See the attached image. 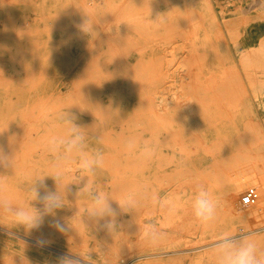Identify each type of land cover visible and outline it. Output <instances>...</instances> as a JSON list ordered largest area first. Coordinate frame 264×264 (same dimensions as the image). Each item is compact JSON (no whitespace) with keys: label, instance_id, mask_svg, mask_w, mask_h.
Instances as JSON below:
<instances>
[{"label":"rangeland","instance_id":"1","mask_svg":"<svg viewBox=\"0 0 264 264\" xmlns=\"http://www.w3.org/2000/svg\"><path fill=\"white\" fill-rule=\"evenodd\" d=\"M66 112L104 156L94 186L121 201L147 185L172 211L112 201L120 231L86 227L82 180L56 213L67 233L52 217L31 231L0 222V264L71 252L94 264H214L224 233L251 234L264 251V0H0V148L13 155L0 182L14 203L50 174L47 139L63 134ZM128 137L154 148L150 164L125 150ZM76 167L61 185L79 181ZM200 185L220 199L215 223L193 215ZM147 221L168 234L161 246L143 242Z\"/></svg>","mask_w":264,"mask_h":264},{"label":"clouds","instance_id":"2","mask_svg":"<svg viewBox=\"0 0 264 264\" xmlns=\"http://www.w3.org/2000/svg\"><path fill=\"white\" fill-rule=\"evenodd\" d=\"M160 16V15H159ZM158 16V17H159ZM157 17V18H158ZM88 20L82 25L85 33L95 32L94 25ZM87 29V31H86ZM65 130L61 135H51L47 139L46 148L50 156V174L38 177L29 183L23 191L29 196L27 204H17L4 195L3 183L0 182V215H5L17 227H23L27 231L39 229L44 223L45 217H52V224L61 233H67L70 229L63 223L56 221L57 210L65 207V201L71 194L72 184H83L79 187L75 196L86 195L88 204L85 208L82 223L87 227L85 218L95 224L99 229L107 230L113 235L120 231L117 222V212L111 202L116 201L124 213H134L136 209L151 204L171 212V206L152 192L149 186L142 185L135 190L127 192L121 201L114 200L111 196L94 186L90 177H94L98 169L104 166V156L99 151H93L88 144V128L74 122L66 112L64 116ZM124 148L127 152L139 153L142 165H148L155 157V150L145 143L141 146L137 137H128L124 140ZM73 161L77 167L75 172L80 174L78 182L65 183L59 181L64 177L68 165ZM13 168V155H9L0 148V169ZM3 174H0L2 176ZM45 177H51L56 184L55 191L48 189L44 183ZM43 190V194L41 193ZM33 202L39 203L40 208ZM220 208V199L213 196L204 186H197L193 200L192 210L194 217L203 224L215 223ZM143 242L152 248L161 246L168 238V234L161 230L154 221H147L142 231ZM214 264H264V251L260 250L257 240L251 234H222L210 248ZM59 264H94L91 253L88 257L71 252L60 258Z\"/></svg>","mask_w":264,"mask_h":264},{"label":"bare ground","instance_id":"3","mask_svg":"<svg viewBox=\"0 0 264 264\" xmlns=\"http://www.w3.org/2000/svg\"><path fill=\"white\" fill-rule=\"evenodd\" d=\"M180 101V100H179ZM179 105V104H178ZM182 106V105H181ZM180 107V106H179ZM6 216L5 215H0V222L3 221V219L5 218Z\"/></svg>","mask_w":264,"mask_h":264}]
</instances>
